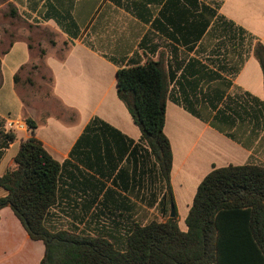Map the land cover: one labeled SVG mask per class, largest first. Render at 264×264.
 Listing matches in <instances>:
<instances>
[{
  "label": "trees",
  "instance_id": "obj_1",
  "mask_svg": "<svg viewBox=\"0 0 264 264\" xmlns=\"http://www.w3.org/2000/svg\"><path fill=\"white\" fill-rule=\"evenodd\" d=\"M113 1L149 25V34L157 33L163 40L143 53V58L135 54L115 75L117 98L138 127L139 140L93 117L73 146L70 159L59 163L35 138L37 123L25 117L30 137L19 143L13 165L0 176L5 192L0 210L10 208L30 239L43 243L39 264H264V165L213 166L196 189L182 231L170 183L171 145L163 131L166 102L170 101L249 148L242 135L256 139L264 132V101L232 81L252 55L264 82V44L219 14L220 1ZM152 4L158 8L155 14L148 7ZM9 15L16 17V11L11 9ZM44 18L54 20L71 36L77 35L70 16L49 7ZM146 41L147 37L140 46ZM49 43L53 46V39ZM157 47L161 53L153 60L148 54ZM33 48L30 39L28 49L32 52ZM39 53L45 67L44 49ZM25 66L14 75L15 87ZM50 79L52 87L51 75ZM57 103L72 120L69 110ZM17 138V131L7 129L0 119V160ZM75 162L111 184L105 188L104 182L94 179L98 191L86 201L81 219L96 202L98 210L104 206L108 211V205H113L115 211L109 210L113 217L119 207L129 211L140 202L156 206L161 220L131 221L123 231L106 225L86 226L81 231L73 225L57 226L60 214L66 213L64 200L74 199L77 178L83 184L93 179ZM171 205L174 218L169 216Z\"/></svg>",
  "mask_w": 264,
  "mask_h": 264
},
{
  "label": "crops",
  "instance_id": "obj_2",
  "mask_svg": "<svg viewBox=\"0 0 264 264\" xmlns=\"http://www.w3.org/2000/svg\"><path fill=\"white\" fill-rule=\"evenodd\" d=\"M130 1L145 2L147 0H121L122 3ZM211 1H220L219 14L244 28L264 44V0H210L204 3ZM8 2L16 11L17 18L23 16L35 19L37 25L47 28L53 37L55 35L61 37L62 48L65 49L64 55L50 54L43 47L45 51L43 61L53 81L52 94L69 110L72 120H69V116L57 118L51 115L41 118L33 114L25 115L23 104L16 91L14 75L31 60V51L28 49L31 37L28 35L14 38L7 52L0 53V119L6 124L8 119L24 120L25 117H31L37 123L35 138L59 163L70 159L73 146L93 117L100 118L128 138L135 142L138 141L140 131L133 123L123 103L117 98L115 75L118 68L125 65V62L135 54L143 58V53L147 54L149 48L161 44L163 41L161 36L157 33L149 34V25L137 20L112 0L114 11H124L135 24L139 22L144 28L140 38L137 39V35L134 33V40L136 44H139L138 50L135 52L137 47L130 51L119 48L117 57L107 54L95 44V40L101 38L100 32L96 31V34H92L90 29L86 28L88 23H93L98 8L107 4L108 0H8ZM49 7L57 10L60 14L71 17L78 30L75 37L65 29H61L54 20L44 18ZM148 7L153 14L158 10L153 4ZM110 19L113 18L110 17ZM146 37L147 41L141 47L140 44ZM85 41L91 46H87ZM53 42L54 45L50 47L55 49L58 45L56 41L53 40ZM160 53L161 47H157L153 53L148 55L153 60H157ZM109 58L118 61V64L113 63ZM232 82L242 90L264 101L262 73L252 55L247 58ZM163 131L170 142L172 151L170 183L176 215L178 217L176 203L180 199L183 201V205L185 204L182 213L184 220L196 189L214 166V160L219 158L226 163L214 166L216 168L227 165H243L248 162L257 163L251 160V148H244L231 141L213 129L209 122H203L191 116L170 101L166 102ZM17 134V140L10 145L0 160V176L13 165V158L19 143L30 137L28 129L17 131ZM227 148H231L229 152H225ZM245 160L246 162L242 163ZM229 161H235L236 164ZM75 163L83 172L92 175L93 179L89 181L90 183L88 182L89 184H83L82 179L77 178L74 184V199L72 201L64 200L62 208L66 213L60 214L58 219L60 222L68 226L88 223L90 227L106 225L107 228H111L117 226L123 231L131 221L142 224L143 218L139 215L141 212L156 210V206L149 207L144 203L136 202V206L129 211L119 207L116 212L117 216L113 217L109 214V210L115 211L113 205H108L110 208L108 211L104 206L99 207L98 210L96 202L88 208L89 211L84 219H81L86 201L98 191L94 179L104 182L105 188L111 184L110 181H104L78 162ZM4 195L5 192L0 188V197ZM101 196L102 194L99 195V200ZM180 229L186 230L185 223L184 228ZM43 253V243L31 240L11 209L2 208L0 210V264H39Z\"/></svg>",
  "mask_w": 264,
  "mask_h": 264
},
{
  "label": "rangeland",
  "instance_id": "obj_3",
  "mask_svg": "<svg viewBox=\"0 0 264 264\" xmlns=\"http://www.w3.org/2000/svg\"><path fill=\"white\" fill-rule=\"evenodd\" d=\"M108 1L112 5L109 2V4L103 3L104 6L98 8L95 17L93 18V23H88L86 28H89L92 34H96V31L100 32L101 38H98L97 41L95 40V44L107 54H112L118 57L117 49L119 48L122 50L124 49V51H130L137 47L135 49L136 52L139 44H136V41L134 40V33L137 35V39L140 38L144 29L143 26L139 22L135 24L124 11H114L112 0ZM209 1L210 0H203V2ZM11 9L12 7L8 0H0V53L7 48L9 41L25 35L31 37L34 46L33 51L31 52V60L19 73V82L16 85V91L23 104L25 115L33 114L41 118L51 115H64L67 117L69 113L60 109L57 100L51 94L50 75L44 67L39 53V50H42L44 47L46 52L50 54L63 56L65 49L62 48L61 37L59 35H55L54 37L51 36L47 28L37 25L35 19L23 16L19 18L11 17L9 15ZM110 17L113 19H110ZM51 39L56 41L58 45L55 49L50 47L51 44L49 41H51ZM242 137V141L252 149H250L252 152L251 160L253 162L264 164V133H260L256 139H251L247 133H244ZM230 149L231 148H227L225 152H229ZM229 162L236 164L235 161ZM245 162L246 160L242 163ZM213 164L214 166H221V164L226 163L218 158L213 161ZM184 205L182 200H177L176 206L178 208V217H176V221L180 228H184V219H182ZM139 215L143 218L142 224L151 220H161L160 214L154 209L146 211L145 213L141 212ZM59 225L68 227L67 224L62 222L61 224H57V226ZM71 225L76 226L78 231L84 230L86 226L90 228V225L88 224Z\"/></svg>",
  "mask_w": 264,
  "mask_h": 264
},
{
  "label": "built area",
  "instance_id": "obj_4",
  "mask_svg": "<svg viewBox=\"0 0 264 264\" xmlns=\"http://www.w3.org/2000/svg\"><path fill=\"white\" fill-rule=\"evenodd\" d=\"M5 125L7 129L14 130V131H23L27 129L25 121L19 118L8 119Z\"/></svg>",
  "mask_w": 264,
  "mask_h": 264
},
{
  "label": "water",
  "instance_id": "obj_5",
  "mask_svg": "<svg viewBox=\"0 0 264 264\" xmlns=\"http://www.w3.org/2000/svg\"><path fill=\"white\" fill-rule=\"evenodd\" d=\"M170 218H174L175 217V210H174V207H173V205H171V207H170Z\"/></svg>",
  "mask_w": 264,
  "mask_h": 264
}]
</instances>
